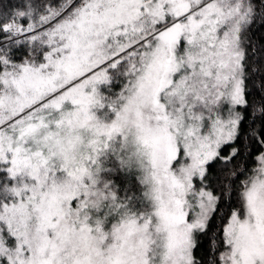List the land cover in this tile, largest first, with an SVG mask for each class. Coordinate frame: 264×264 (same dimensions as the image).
<instances>
[{"label": "snow or ice", "instance_id": "6c2138e0", "mask_svg": "<svg viewBox=\"0 0 264 264\" xmlns=\"http://www.w3.org/2000/svg\"><path fill=\"white\" fill-rule=\"evenodd\" d=\"M0 264H264V0H0Z\"/></svg>", "mask_w": 264, "mask_h": 264}]
</instances>
